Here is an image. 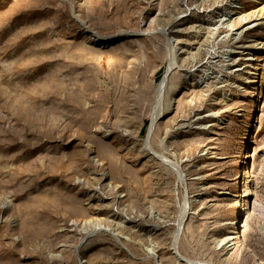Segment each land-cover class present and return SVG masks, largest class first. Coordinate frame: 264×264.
Wrapping results in <instances>:
<instances>
[{
  "label": "rangeland",
  "instance_id": "1",
  "mask_svg": "<svg viewBox=\"0 0 264 264\" xmlns=\"http://www.w3.org/2000/svg\"><path fill=\"white\" fill-rule=\"evenodd\" d=\"M0 264H264V0H0Z\"/></svg>",
  "mask_w": 264,
  "mask_h": 264
},
{
  "label": "bare ground",
  "instance_id": "2",
  "mask_svg": "<svg viewBox=\"0 0 264 264\" xmlns=\"http://www.w3.org/2000/svg\"><path fill=\"white\" fill-rule=\"evenodd\" d=\"M237 228V227H236ZM234 234H240V230H239V232L237 233V231H234L233 233H232V235H234ZM233 238H235V237H233Z\"/></svg>",
  "mask_w": 264,
  "mask_h": 264
}]
</instances>
